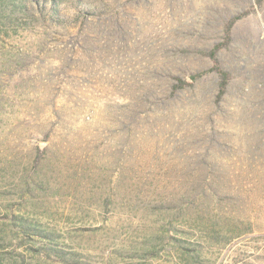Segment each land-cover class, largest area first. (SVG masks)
I'll use <instances>...</instances> for the list:
<instances>
[{
  "label": "rangeland",
  "instance_id": "obj_1",
  "mask_svg": "<svg viewBox=\"0 0 264 264\" xmlns=\"http://www.w3.org/2000/svg\"><path fill=\"white\" fill-rule=\"evenodd\" d=\"M4 2L0 264H264V0H118L126 46L104 54L69 53L98 22L48 26ZM234 16L216 52L233 77L215 104L205 52ZM173 47L165 77L205 73L140 102ZM20 219L55 233L60 255Z\"/></svg>",
  "mask_w": 264,
  "mask_h": 264
},
{
  "label": "trees",
  "instance_id": "obj_2",
  "mask_svg": "<svg viewBox=\"0 0 264 264\" xmlns=\"http://www.w3.org/2000/svg\"><path fill=\"white\" fill-rule=\"evenodd\" d=\"M122 6V3L118 2V0H5L4 2V8L9 9L10 14L13 12L21 17H26L28 20L41 21L48 26L68 27L71 24H78V28L84 30L87 26L90 27L91 23L98 22L97 25L100 26V30L103 31V34H100L99 32L94 36L85 34V32L83 35L78 33L74 34L70 38V54H72L77 47H79L78 49H80V51L86 50L104 54L109 52V49L111 48L110 42L113 40L118 42V48H125V40L128 38L127 28L125 24H123L125 19L118 16L117 13H113V17H109L111 10L114 8H116V11L122 12ZM2 14L3 12L0 13V15ZM235 19L236 17L234 16L225 22L223 29L224 41L216 43L205 52L212 60V64L208 68V71H214L217 76L213 99L215 104H218L222 99L233 77L231 70L221 66L217 59L216 52L218 48L226 43L231 37V28ZM180 30L181 29L176 30L177 33L180 32ZM96 39H98L99 42H97ZM176 48L174 49L173 47V50L176 51L174 53L175 56L163 60L161 67L154 71V81L156 83H154V85H148L142 90H138V100L140 102L145 103L146 101L155 99L153 97L162 92L167 77L172 80L171 91H176L193 85V83L205 73V71H194L184 76L168 75L165 77L167 73L166 71L171 66L168 65V63H171L172 61L175 62L184 51L183 49L176 50ZM119 51L120 50L118 49L116 50V52ZM115 55L117 54L114 53V56ZM156 78L158 79L156 80ZM256 111L258 117L255 121V127L256 130L262 132L264 136V106L262 102L260 103V107L256 108ZM132 114L133 112H129V115ZM259 146L261 147L260 144ZM16 224L19 226V229L30 238L37 236L39 240H43L44 245L42 247L46 252H55L57 255H60L61 250L56 249L53 246L56 244L57 240V235L55 233L46 231V229L38 227L37 225L23 219L17 221Z\"/></svg>",
  "mask_w": 264,
  "mask_h": 264
}]
</instances>
